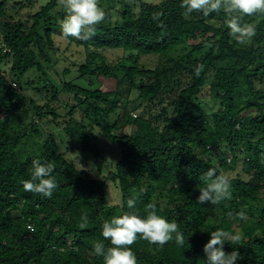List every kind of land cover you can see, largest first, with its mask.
Returning a JSON list of instances; mask_svg holds the SVG:
<instances>
[{
  "label": "trees",
  "instance_id": "obj_1",
  "mask_svg": "<svg viewBox=\"0 0 264 264\" xmlns=\"http://www.w3.org/2000/svg\"><path fill=\"white\" fill-rule=\"evenodd\" d=\"M7 3L0 0V264H103L92 245L111 246L101 226L128 211L133 197L141 215L152 205L185 237L183 246L173 240L159 248L138 236L130 246L137 264H205L203 247L215 230L242 235L237 264H264V15L243 17L256 35L238 45L223 11L204 17L186 15L181 0H99L105 19L94 34L67 38L86 58L72 61L77 71L62 74L79 73L89 80L82 86L60 78L57 68L52 72L59 61L60 0L39 8L36 0L14 1L17 15ZM92 47L124 54L108 61ZM149 55L159 57L155 67L142 65ZM31 71L36 76L26 80ZM103 79L115 80L114 90L96 86ZM66 92L76 104L61 101ZM135 110L141 112L134 116ZM45 120L95 156L101 155L95 129L116 145L111 180L121 190L120 204L110 203L107 178L80 169L55 134L42 137ZM28 143L33 149L25 153ZM33 159L55 164L51 198L23 189ZM210 167L230 177L232 196L199 204ZM241 210L245 221L236 218ZM82 214L89 218L84 229ZM234 248L225 242L226 253Z\"/></svg>",
  "mask_w": 264,
  "mask_h": 264
},
{
  "label": "clouds",
  "instance_id": "obj_2",
  "mask_svg": "<svg viewBox=\"0 0 264 264\" xmlns=\"http://www.w3.org/2000/svg\"><path fill=\"white\" fill-rule=\"evenodd\" d=\"M64 15L59 21V30L65 38L81 39L82 34H94L95 26L105 19V12L99 5V0H60ZM181 7L186 15L193 12L208 17L212 13L223 11L229 34L238 45H246L256 35V27L252 24L242 23L245 15H264V0H181ZM155 18V17H154ZM201 68L195 69L199 75ZM55 164L33 159L30 168V178L22 180L24 191L51 198L58 187L53 176ZM204 186L199 187L197 203L212 205L231 199V179L226 174H217L214 167H210L203 174ZM128 211L105 220L101 226V235L110 242L106 246L103 241H95L92 245L94 254L102 257L103 264H137V257L133 245L139 236L150 245L163 248L169 241H175L183 246L185 237L178 229L175 221H169L156 213L152 205L145 208V215L136 210V199L126 201ZM240 221L247 219V214L241 210L237 216ZM89 218L82 214L78 227H87ZM241 234H233L224 230L210 231V239L203 247L205 264H237L241 254L237 246L242 245ZM225 242L236 245L231 252L224 250Z\"/></svg>",
  "mask_w": 264,
  "mask_h": 264
},
{
  "label": "rangeland",
  "instance_id": "obj_3",
  "mask_svg": "<svg viewBox=\"0 0 264 264\" xmlns=\"http://www.w3.org/2000/svg\"><path fill=\"white\" fill-rule=\"evenodd\" d=\"M14 1H24L27 2V0H8L7 6L9 9H11L14 14L16 15L19 12L18 7L14 6ZM49 0H36V5L34 8H39V6L45 5ZM131 1V0H127ZM28 10V8H26ZM16 11V12H15ZM25 14V12L23 13ZM63 34H55L57 46L60 47V50L57 52L58 57V65H55L53 69V73L55 72V69L57 68L61 72V77L64 78H76L75 83L87 86L89 84V80L85 77H81L80 79L77 78L79 73L76 75H64L62 72L65 68H71L72 71H77L78 66L72 61L81 63L85 61L86 58V51L83 47H79L76 44H69V41L67 38L62 36ZM92 49L98 50V52H101L104 54L108 61H114L121 58V56L124 54L123 50L120 49H108V48H96L92 47ZM159 57L157 55H149V56H142L141 63L143 66L147 67H155L158 63ZM4 69H9V64L5 63ZM48 71H50L48 69ZM36 76V71L30 72L25 74V79L33 78ZM101 85L103 88H106V90H114L116 82L115 80L110 79H103L102 83L97 80L96 86ZM35 94V93H34ZM134 95H132L133 97ZM209 98V97H208ZM206 99L207 101H210L209 99ZM61 101L69 103L71 105L76 104L74 94L72 93H63L61 96ZM211 109H217L216 105L212 104L210 105ZM68 111V108L64 109L61 108V112L66 113ZM118 113L121 112L120 110L117 111ZM141 110H135L134 116H137ZM114 114V113H113ZM78 118L81 117L79 113L76 115ZM116 115H113V118H115ZM31 117H29L30 119ZM40 130L42 132V137H45L49 133H53L57 136L62 151L66 152L67 156L77 163V166L88 172L91 178L93 179H108V192H109V200L111 204H120L122 200V193L119 187L115 182L111 180V173L115 170V165L119 159V150L116 147L115 144H113L110 140H108L104 135L99 133V129H95V141L98 144L99 149L101 150L100 156H95L91 152H87L83 150L76 142L75 140L69 136L62 127H59L56 125V122L45 120L40 125ZM126 132L132 131V126H128L125 129ZM33 149L31 146V143H28L26 145V148L24 149L25 153H30V151ZM242 169L238 167L236 172H240Z\"/></svg>",
  "mask_w": 264,
  "mask_h": 264
}]
</instances>
